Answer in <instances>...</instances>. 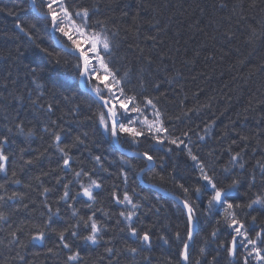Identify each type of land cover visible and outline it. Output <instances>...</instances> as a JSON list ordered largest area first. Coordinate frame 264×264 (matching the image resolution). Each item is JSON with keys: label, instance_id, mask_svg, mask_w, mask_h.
<instances>
[{"label": "trees", "instance_id": "1", "mask_svg": "<svg viewBox=\"0 0 264 264\" xmlns=\"http://www.w3.org/2000/svg\"><path fill=\"white\" fill-rule=\"evenodd\" d=\"M100 3L102 7L104 4H109L116 10L104 9V14L98 19L109 20L107 27L112 31L119 29L120 39L127 41L120 48V55L127 56V59L117 65L120 68L121 76L131 67L129 62L134 61L140 55L142 48L143 55L151 56L153 59L150 69L151 82L160 85L159 92H154L151 88L148 89V92L152 96L167 93L159 105V107L167 109V116L179 115L182 110L186 111L199 105H211L203 109L199 115L190 113L189 119H186L184 123L176 122L170 125L176 129L174 135L180 136L183 131L190 130L191 140L195 142L198 136L206 135L205 125L214 120V125L210 129L209 135L206 136V142L193 145V147L201 149L205 159H207V154L213 150L216 155L225 153L221 160V164H223L229 158L226 153L230 147L233 152H236L245 148L246 144L248 155L245 159L250 161L249 168L257 159L262 158V154H264V121H261V117H264V71L259 70V65L264 60V40L257 38L249 42L247 23H252L251 19L247 23H236L240 14L249 17L255 15L256 20H260L258 12L254 13L248 8L251 0H100ZM221 3H227L228 8L220 10ZM237 3L243 4L244 12L240 13V9H237V15L233 16L230 22L224 21L222 18L229 16L233 5ZM37 4H39V0H37ZM164 4H168L169 7L163 12L157 14L152 11L153 8H159ZM201 8L205 9L203 15L200 12ZM0 9H2L0 10V133H6L8 127L12 128V132L7 134L10 141H14V143L10 142L5 150L6 154L14 153L15 155H12V160L8 164L7 176H11L12 172L16 171V178L22 181L20 185L9 183L7 192L8 194L12 191L23 192L26 195L24 204H28L30 201H35L36 204L34 212L31 207L28 210L33 212L31 216L21 212L13 215L9 223L15 226L27 221L24 227L26 233L41 227L47 217L41 216L42 210L39 208V204L43 198L38 195L40 188L33 177L40 175L42 171L49 172L50 169H55L54 175L50 174L48 177L42 178L44 180L43 187L53 188L55 176L65 175V172L58 168V163H62V161L58 160V154L54 153V150H50L48 155L37 161L30 170L20 171L23 166L20 155L21 148L27 150L23 157L24 160L35 157L38 153L49 148L52 136L44 131L47 125L53 131L63 129L71 133L64 140L62 147L72 145L76 136L83 133L88 134V140L85 141L87 146L80 145L71 148L70 155L76 161L72 165L73 171H78L81 167L85 171L98 168L92 160V156L102 155L105 158L103 160L104 168H107L112 175L108 176L100 170V175L104 179V190H98L97 203L94 205L96 219L106 226L105 240L111 236L119 241L117 247L123 246L125 243L135 246L132 240L127 239L126 234L120 232V229L125 227L123 223H117L118 213L122 209L113 206L109 199L113 185H119L121 189L124 187L117 175L120 168L118 157L122 152L113 147L109 139L100 135L95 122L90 119L97 112L96 106L93 105L90 110L89 101L83 95V91L77 87L76 82L65 81L66 76H72L71 68L61 70L59 74L53 72L40 74L41 68L50 67L48 58L27 39L24 32L16 27L17 19L27 27L32 22V17L36 15V12L32 11L29 6V0H0ZM125 11L127 16L122 17V12ZM10 12H14L15 15H10ZM138 13L139 15H137ZM154 17L161 20L160 27L163 31L159 34L155 28L149 26V22ZM166 24L169 25V28H165ZM253 26L257 28L258 32L264 30V27L259 23H255ZM67 29L69 32H73L72 29ZM229 30L234 33V39L231 41L225 40L223 36V33ZM148 35H157V39L164 40V43L153 48L151 42H145V37ZM62 39L67 41L66 37H62ZM38 42L42 47H50L54 54L60 52L47 29L38 34ZM67 42L69 45L71 44L70 41ZM128 44L133 46L134 51H127ZM201 44L204 45L203 48H200ZM196 51L200 52L199 56L195 55ZM161 53L165 56L163 62L160 60ZM209 53H212L215 59L206 61L205 56ZM224 53L227 55L223 60H220L219 58ZM240 60L248 62L240 65ZM93 66L97 68L102 80L109 79L98 65ZM142 66L147 67L146 64H135L137 70ZM230 66L232 67L230 68ZM32 68L37 70L36 77H33L31 73ZM9 69L12 80L6 81L5 77L9 75ZM132 75L134 79L135 73ZM6 84L7 87H5ZM198 90L202 91L198 92ZM33 101L36 102L35 105H33ZM181 101L186 102L181 105ZM48 105L55 106L51 114L47 111ZM145 116L149 121L153 119L152 113L149 111L139 117H132L137 121L132 126L140 129L139 121H143ZM52 121L56 122L55 125L51 124ZM17 123L22 124L23 133L15 128ZM29 129L33 135H27ZM241 137L249 139L242 143ZM233 141L236 143L233 144ZM119 145L138 152L150 147L147 141H143L139 147L132 146L126 140H122ZM165 147L168 145L166 144ZM172 147L174 151L166 157L163 169L160 168L159 157L164 155V150L159 146L153 147V153L158 158L156 167L144 171L140 181L156 186L163 191H169L173 195L181 196L173 180L167 179V177L174 168L177 179L184 176L191 162L187 160L184 152L175 150V146ZM253 148L257 149L255 155L252 154ZM89 152H91V156ZM125 159L130 163V167L127 168L129 193L132 194V189L135 188L138 195H135L134 202L143 205L139 210V220L135 226L152 227L153 229L155 246L150 253L153 257L151 264H177L175 251L177 246H182V244L180 241H176L175 234L177 231H181L186 236L179 208L174 206L176 203L173 200L159 191L141 184L142 182L140 183L137 179L139 170L146 167L143 159L127 155H125ZM67 175L70 179L72 173H67ZM161 175L166 177L164 181L159 179ZM5 179L4 174L0 173V182ZM83 182L87 183V178H83ZM28 184H31V188L25 187ZM78 190V185L72 189L73 192ZM62 191V187L54 189V194L49 199L56 201ZM0 194H4L3 190H0ZM145 197L147 199H143ZM181 199H183L182 196ZM11 207L15 208L16 205L13 204ZM57 207L61 209L62 219H55L53 227L59 229L67 226L66 222L75 223V219L71 218V210L66 205L53 204V210ZM75 207L81 216L86 217L91 214V210L85 207L83 200L76 202ZM100 209L109 215H104V212L99 211ZM0 210L9 211L8 208ZM220 218V215L217 214L211 217L207 223L201 220L200 231L192 246L193 264H196L200 247L204 246V239L210 236L213 228L216 227V220ZM2 223L0 222V224ZM3 226L7 227V225ZM161 234L169 237V244L158 240ZM24 238L26 239V237ZM224 238L225 235L221 232L219 239L223 240ZM54 239L50 235L43 247L38 242L29 244L26 249L29 264H55L53 259L43 254L47 247L52 246ZM105 246L101 243L100 246L83 247L81 251L87 264H95ZM209 246L214 248L215 243H210ZM33 253H41V255L34 257ZM8 255L7 250L0 247V259ZM221 264H225V261L221 260Z\"/></svg>", "mask_w": 264, "mask_h": 264}, {"label": "snow or ice", "instance_id": "2", "mask_svg": "<svg viewBox=\"0 0 264 264\" xmlns=\"http://www.w3.org/2000/svg\"><path fill=\"white\" fill-rule=\"evenodd\" d=\"M30 7L36 12V15L32 17V22L25 27L17 19L16 27L24 32L27 39L40 53L48 58L50 67L41 68L40 74L44 72L59 74L61 70L71 68L73 79L83 85V95L89 101V109L91 110L93 105L96 106L97 112L90 119L95 122L102 137L109 139L113 147H117L122 140L128 141L134 147H139L143 141H147L150 145L149 148L131 154L146 161L147 170L156 167L158 158L153 153L154 146H159L164 150V155L159 157L161 169L165 167L166 157L174 151L172 146H175V150L184 152L187 160L191 162L184 176L177 179L174 168L167 177V179L173 180L176 189L183 197V199L181 196L174 197L176 201L174 206L179 208L183 218L184 232H186V236L181 231H177L175 234L176 241H180L182 244V246L178 245L175 251L177 264H193L192 246L200 231L201 220L207 223L211 217L217 214L221 218L216 220V227L213 228L210 236L204 239V246L199 249L196 264H221V260H224L225 264H264V219H262L264 217V154L261 159H257L254 164H251L250 168V161L245 159L248 155L247 144L245 148L236 152H233L230 147L226 153L229 158L223 164H221V160L225 153L216 155L213 150L207 154V159H205L201 149L193 147V145L206 142V136L209 135L214 120L205 125L206 135L198 136L195 142L191 140L190 130L183 131L180 136L174 135L176 129L170 125L176 122L184 123L186 119H189L190 113L199 115L203 109L211 105H199L186 111L182 110L179 115L167 116V109L159 107L167 93L152 96L148 92L149 88L154 92H159L160 85L151 82L150 69L153 59L151 56L145 57L142 48L140 55L134 61L129 62L131 67L121 76L120 68L117 65L127 59V56L120 55V48L127 41L120 39L119 29L112 31L107 27L109 20L98 19L104 14V9L112 8L111 5L104 4L102 7L100 0H39V4H37V0H30ZM168 7V4H164L159 8H153L152 11L159 14ZM227 8V3L219 5L220 10ZM248 8L254 13L258 12L260 20L257 21L255 15L249 17L240 14L236 23H247L251 19L252 23H247L249 42L257 38L264 40V30L258 32L257 28L253 26V24L259 23L264 27V0H251ZM237 9L243 13V4H234L230 15L222 19L230 22L233 16L237 15ZM112 10L116 9L112 8ZM200 12L203 15L205 9L201 8ZM9 14L15 15L14 12ZM126 16L127 12H122V17ZM65 19H71L75 23L73 32L68 31ZM160 24L161 20L155 17L149 22V26L155 28L157 34L163 31ZM165 28H169V25L166 24ZM45 29L50 33L60 34L53 37L60 52L54 54L50 47H42L38 42V34ZM205 35L207 34L205 33ZM223 36L228 41L234 39V33L230 30L223 33ZM62 37H66L71 44L69 45ZM145 42H151L152 47L156 48L158 45H162L164 40H158L157 35H148L145 37ZM176 43L178 44L179 41L177 40ZM82 45H86L87 50ZM203 47L204 45L201 44L200 48ZM127 51H134L131 44H128ZM195 55L199 56L200 52L196 51ZM226 55L227 53H224L219 59L223 60ZM13 59L15 58L13 57ZM208 59H215V57L209 53L205 56V60ZM160 60L162 62L165 60L163 53L160 54ZM247 62V60H240L239 64L244 65ZM136 63L146 64L147 67L142 66L137 70ZM93 65H98L109 79L102 80L97 68ZM259 70L264 71V60L261 61ZM8 71L9 75L5 77V80L11 81V70ZM31 73L33 77L37 76L35 68L31 69ZM133 73H135L134 79ZM200 91L202 90H198V92ZM185 102L181 101L180 103L183 105ZM35 104L36 102L33 101V105ZM54 107V105H48L47 111L51 114ZM149 111L153 116L151 121L145 116L143 121H139L140 129L132 126L137 123L132 117H139ZM261 121H264V117H261ZM55 123V121L51 122L52 125ZM15 128L21 133L24 131L20 123L15 124ZM145 128L146 131L143 130ZM44 131L52 136L49 148L26 160L23 157L27 150L21 148L20 155L23 166L20 171L30 170L37 161L47 156L50 150H54V153L58 154V160L62 161V163H58V168L64 171L65 175L55 176L53 188L43 187L44 180L42 178L48 177L50 174L54 175L55 169H50L49 172L42 171L40 175L33 177L40 188L38 195L43 198L39 204V208L42 210L41 216L47 218L44 219L41 227L27 233L24 231L27 221L15 226L9 221L13 215L21 212L31 216L35 211L36 204L35 201L24 204L26 195L23 192L12 191L8 194L9 183L20 185L22 181L16 178V171H13L11 176H7L8 164L12 160V155H15L14 153L6 154L5 150L10 142L14 143V141H10L7 134L12 132V128L8 127L6 133H0V173L6 177L3 182H0V190H3L4 193L0 194V209H9L8 212L0 210V222H3L0 224V247L9 253L8 256L0 259V264H29L26 252L28 245L38 242L43 247L50 235L55 238L54 242L51 247L46 248V252L43 254L53 259L55 264H87L82 255V248L100 246L101 243L106 246L103 253L97 257L95 264H151L153 257L150 253L155 246L153 229L152 227L135 226L139 220V210L143 205L134 202L135 195H138L136 189H132V194L128 190L127 168L130 167V163L125 159L127 153H122L118 157L120 168L117 175L124 187L121 189L119 185H113L109 199L113 206L122 209L118 213L117 223H123L125 227L120 229V232L126 234L127 239L132 240L135 246L125 243L123 246L117 247L119 241L114 237L110 236L107 240L104 239L107 235L106 226L96 219V210H94L98 190H104V179L100 175V170L108 176L112 175L107 168H104L103 160L105 158L102 155L92 156V160L98 168L85 171L81 167L80 170L73 171L72 165L76 161L70 155L71 148L80 145L87 146L85 141L88 140V134L78 135L74 138L72 145L62 147L64 140L71 135L70 132L63 129L53 131L47 125ZM27 135H33L31 129ZM248 139V137H241V142H246ZM186 140L187 142H185ZM235 143L233 141V144ZM166 144L168 147H165ZM256 152L257 149L253 148L252 154L255 155ZM89 155L91 156V152ZM140 171L144 172L145 169ZM67 173H72L70 179ZM83 178H87V183L83 182ZM137 179L140 177L138 176ZM159 179L164 181L166 177L161 175ZM76 185L79 186V190L73 192L72 189ZM25 187L31 188V184L25 185ZM61 187L62 193L56 201H51L49 197L54 194V189ZM80 200H83L85 207L91 210V214L86 217L81 216L75 207L76 202ZM13 204L16 205L15 208L11 207ZM53 204L66 205L71 210V218L75 219V223L66 222L67 226L59 229L53 227L55 219H62L61 209L57 207L53 210ZM30 207L33 212L28 211ZM99 211L104 212L103 209ZM104 215L107 216L109 213L104 212ZM3 225H7V227ZM221 232L225 235L223 240L219 239ZM158 240L169 244V237L164 234H161ZM210 243H215V247H210ZM39 255L41 253H33L34 257Z\"/></svg>", "mask_w": 264, "mask_h": 264}, {"label": "bare ground", "instance_id": "3", "mask_svg": "<svg viewBox=\"0 0 264 264\" xmlns=\"http://www.w3.org/2000/svg\"><path fill=\"white\" fill-rule=\"evenodd\" d=\"M29 6H30V4H29ZM32 11H34V10H32ZM35 12V11H34ZM65 23H66V25L68 24V26H67V28H70V29H72V31H74V28H75V23L71 20V19H65V21H64ZM65 25V26H66ZM71 33V32H70ZM50 35H51V38H52V40H53V42H54V44H55V40L53 39V37H55V36H57V34L56 33H50ZM56 46V45H55ZM56 47H58L59 48V46H56ZM83 47V46H82ZM85 48V50H87V47L85 46L84 47ZM60 49V48H59ZM74 63H75V61H74ZM66 79H65V81L66 82H69V83H71L72 81H75L76 82V85H77V87L80 89V90H82L83 91V85L82 84H79V82L77 81V80H74L73 79V73H72V76H66L65 77ZM31 84H32V86H33V81L31 80ZM79 85V86H78ZM203 131V130H202ZM116 149H123V150H126V151H129V153L130 152H138V151H135V150H131V149H126V148H123L122 146H120V145H118L117 147H116ZM121 151V150H120ZM122 152V151H121ZM122 153H124V152H122ZM127 156H131L130 154H127ZM135 157V156H134ZM145 167H143L142 169H144ZM147 170V168H145V171ZM140 170H139V172H138V175L140 174ZM142 174H143V172H141ZM142 174H141V177H140V180L142 179ZM139 180V181H140ZM142 181H140V183H141ZM141 184H145L144 182H142ZM145 185H147V187H151V186H153V185H149V184H145ZM152 188V187H151ZM160 193H162V194H164L166 197H168V198H170L171 200H173V198L176 196V195H173L171 192H169V191H166V190H164V191H162V192H160ZM173 201H175V200H173ZM176 203V202H175Z\"/></svg>", "mask_w": 264, "mask_h": 264}, {"label": "water", "instance_id": "4", "mask_svg": "<svg viewBox=\"0 0 264 264\" xmlns=\"http://www.w3.org/2000/svg\"><path fill=\"white\" fill-rule=\"evenodd\" d=\"M29 4H30V0H29ZM119 150H121L122 152H124V153H127V154H132V153H135V152H130L129 153V151H126V150H123V149H119ZM131 156H133V155H131ZM135 157H137V156H135ZM138 158H140V157H138ZM142 159V158H141ZM145 163H146V167L145 168H147V162L145 161ZM144 168V169H145ZM141 172H140V174L138 175L139 177H141ZM137 176V177H138ZM140 180V179H139ZM153 189H155V190H157V191H159V192H162L163 190H161L160 188H158V187H156V186H151ZM173 200H174V198H173ZM174 202H176V201H174Z\"/></svg>", "mask_w": 264, "mask_h": 264}]
</instances>
